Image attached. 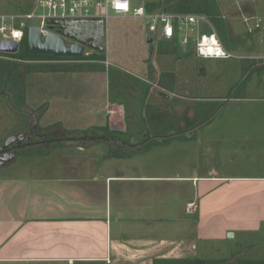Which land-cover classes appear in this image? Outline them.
<instances>
[{
	"label": "rangeland",
	"instance_id": "374dc122",
	"mask_svg": "<svg viewBox=\"0 0 264 264\" xmlns=\"http://www.w3.org/2000/svg\"><path fill=\"white\" fill-rule=\"evenodd\" d=\"M34 1L0 0V13L33 9ZM216 2L227 27L220 42L232 55L231 59L198 58L194 50L197 37L195 28L182 30L180 39L186 37L189 40L186 45L179 42L168 45L160 37L148 43L152 34L143 20L112 16L105 25V37L102 41L104 51L97 56L100 57L99 60H90L92 57L87 54L93 51L85 49L80 60L35 62L34 64L53 66L56 70L27 76L25 100L21 107L6 99L0 90V148L11 137L21 135L25 138L24 143L42 141V132L51 137L62 136L55 148L45 145L42 148L20 150L14 166H7V161L0 163L1 215L6 211L9 178L22 181L21 177L32 174L34 163L53 164L56 154L64 156L70 152V155L80 158L88 156V151L76 152L74 148L95 146L96 149L91 152H100H94L92 156L99 160L102 157L101 150L104 155L115 152V148H118L115 143L140 144L141 139L138 137L142 133L139 130L147 125L146 116L152 114L151 118L155 116L153 121L156 122L160 118L156 115L157 112H164L160 119L169 123H164L163 126L169 125V129L181 132L190 130L197 136L196 142H186L184 148L188 149L189 155L196 154L190 164L192 167L195 165V170L200 167V175L254 178V181L229 182L233 190L242 187L246 190L248 203L243 208H239V198H233L232 217L245 216L247 232H236L235 239L226 234L221 243L214 245L218 241L212 239L223 236L221 227H217L207 237L209 240L205 243L206 250L195 251L191 248L188 257L214 260L232 256L233 263L238 259L264 261V195L257 204L254 203L253 195L259 185H262L257 178L264 176V70L248 71L253 65L264 66V0ZM41 12L39 8L34 10L36 15ZM38 22L32 20L31 25L35 26ZM208 23L215 31L213 24ZM209 33V26L201 23L198 35ZM7 38V33H0V42ZM66 43L71 44L70 41ZM0 60L8 59L0 57ZM97 68L100 71H87ZM239 88L241 98L233 101L232 97ZM246 88L255 90L248 92ZM225 98L227 101L223 102ZM113 103L121 105L123 117L113 110ZM212 104L219 105L209 118L197 125L196 122L205 114L204 110ZM245 112L249 116V119H245L247 127H241V115ZM225 120L231 123L232 128L236 127L234 131L237 134L239 132V135L221 145L215 139L216 129ZM189 124L191 127L187 128ZM105 128L107 129L104 130ZM168 131L162 136L171 137L178 133ZM243 131L248 136L243 138ZM155 132L152 135L160 134ZM29 133L31 141L27 138ZM172 138L169 139L170 146L176 142ZM108 139L114 143L109 144ZM59 145L61 146L58 147ZM166 147L167 144H158L153 148L154 159L176 162L181 153L178 147L183 146L178 145L171 152ZM118 154L126 153L122 150ZM129 161L132 164L134 159ZM13 180L10 183L16 182ZM220 202L223 203L222 207L227 206L223 198ZM168 226L171 227L170 224ZM162 228L163 225H159V239H165ZM112 262L117 264L114 259ZM0 264L13 263L0 260Z\"/></svg>",
	"mask_w": 264,
	"mask_h": 264
},
{
	"label": "crops",
	"instance_id": "0c3cea01",
	"mask_svg": "<svg viewBox=\"0 0 264 264\" xmlns=\"http://www.w3.org/2000/svg\"><path fill=\"white\" fill-rule=\"evenodd\" d=\"M111 107L123 117L121 105ZM241 116L240 126L247 127L248 114ZM235 128L225 120L216 129L217 143L225 145L238 136ZM139 132L140 144L115 143V152L104 155L101 150L99 160L92 156L100 152H91L95 146L78 147L75 151H88V156L56 154L53 164L34 163L32 174L21 177L22 181L9 178L5 214L1 215L0 207V260L13 264H115L114 259L117 264H158L202 259L188 257V251L206 250L207 237L217 227L223 236L212 239L218 241L214 245L226 234L235 239L236 232H247V218L232 217L233 198L238 197L239 208H243L248 203L246 190H233L229 182L254 178L200 175V167L195 170L190 164L196 154L191 156L184 148L186 142H196L197 136L190 130L177 133L183 135L177 139L152 135L147 125ZM42 133L40 142L20 141L7 166L15 165L20 150L45 145L55 148L58 142L50 140L62 138ZM241 135L244 138L248 133ZM171 138L176 141L173 146ZM158 144H167L168 152L183 146L178 147L177 161L167 159L165 164L154 159L153 148ZM122 150L126 154L116 157ZM131 159L134 162L129 164ZM257 179L262 185L253 194L255 204L264 195V176ZM12 180L16 182L10 183ZM222 198L226 207H222ZM159 225H163L165 239L158 237Z\"/></svg>",
	"mask_w": 264,
	"mask_h": 264
},
{
	"label": "built area",
	"instance_id": "2783aa9c",
	"mask_svg": "<svg viewBox=\"0 0 264 264\" xmlns=\"http://www.w3.org/2000/svg\"><path fill=\"white\" fill-rule=\"evenodd\" d=\"M35 8H39L42 11L41 14H34ZM112 16L143 20L149 33L152 34L150 38L152 42L157 37L168 38V42L177 38L181 45H186L189 40L186 37L180 39L182 30L189 27L195 28L197 37L194 50L198 58L212 60L232 58L204 16L167 14L162 11L149 13L143 3L132 6L130 0H35L33 9L26 12L0 13V33H7L8 35V38L1 42L14 41L18 44L19 49L21 40L24 37L27 38L32 20L39 21L35 26L40 28L43 37L45 30L54 33L60 30L58 25H51V22H97L103 23L105 26ZM201 23L208 25L211 33L198 35Z\"/></svg>",
	"mask_w": 264,
	"mask_h": 264
},
{
	"label": "trees",
	"instance_id": "16d2710c",
	"mask_svg": "<svg viewBox=\"0 0 264 264\" xmlns=\"http://www.w3.org/2000/svg\"><path fill=\"white\" fill-rule=\"evenodd\" d=\"M132 6H136L140 3H143L147 12H155L162 11L167 14H195L204 16L215 29L216 34L219 39L226 34V26L223 22V18L220 15L219 7L217 5L216 0H130ZM28 10L20 11L21 13L26 12ZM178 43V39L176 38L172 42H166L168 45H176ZM222 44V43H221ZM167 46V45H166ZM0 57L7 58L8 60H0V90L5 94L6 99L10 101H14V103L21 107L25 100V92H26V79L28 75L36 74V73H47L53 72L55 67L53 66H45L41 64H34L35 62L40 61H51V60H80V58H54L52 56H33L28 52V42L27 38L24 37L19 43V49L16 54H2L0 53ZM100 57H92L90 60H99ZM247 70V69H246ZM249 70L260 71L264 70V66H251ZM87 71L96 72L100 71V68L97 69H88ZM246 74V73H245ZM239 88L232 98L237 99L241 98L238 94L240 92ZM226 99V98H225ZM219 104L208 105L204 112L205 114L199 118L196 124L198 125L200 122L204 121L206 118H209ZM148 114H151L148 113ZM161 118V115H164V112H157L156 114ZM148 117V118H147ZM152 114L146 116V124L148 130L151 132H155L156 134L162 136L168 130L170 132H176L173 128L169 129V125L163 126L165 122L160 118H157V121H153L154 118H151ZM191 124L188 125L187 128L191 127ZM163 127L164 129H161ZM105 128L104 130H106ZM166 129V130H165ZM160 131V132H159ZM164 131V132H163ZM168 131V132H169ZM181 133V131H178ZM24 138V136H21ZM175 139L183 138V135H172ZM27 138H31V133ZM62 140L61 138H53L50 141L55 143ZM58 144V143H57ZM35 146V145H33ZM30 149V148H28ZM116 157H123V155L116 154ZM233 257L230 256L228 259H220V260H204V259H188L181 261H167V262H159L158 264H264V261H242L236 260L234 263L231 261Z\"/></svg>",
	"mask_w": 264,
	"mask_h": 264
},
{
	"label": "water",
	"instance_id": "95a60500",
	"mask_svg": "<svg viewBox=\"0 0 264 264\" xmlns=\"http://www.w3.org/2000/svg\"><path fill=\"white\" fill-rule=\"evenodd\" d=\"M58 25L57 33L50 30L42 31L37 26H31L28 29L27 42L28 52L33 56H52L54 58H80L84 54L85 49L93 51L87 54L90 57H97L103 51L102 41L105 37V26L103 23L97 22H58L50 23ZM70 41L71 44H67ZM162 41L168 42V38H163ZM148 43H152L149 39ZM18 52V44L14 41H3L0 44V53L16 54ZM23 137H11L4 145L7 148L10 144L16 141H23ZM13 158L12 155L8 156ZM8 157L0 158L1 163L9 161ZM232 234L229 236L231 237Z\"/></svg>",
	"mask_w": 264,
	"mask_h": 264
},
{
	"label": "flooded vegetation",
	"instance_id": "af4514ba",
	"mask_svg": "<svg viewBox=\"0 0 264 264\" xmlns=\"http://www.w3.org/2000/svg\"><path fill=\"white\" fill-rule=\"evenodd\" d=\"M21 146L20 141H16L15 143H13V145L8 146L7 148H5L4 146L0 148V158H6L8 157L13 151V148ZM9 159V157H8ZM1 163V160H0Z\"/></svg>",
	"mask_w": 264,
	"mask_h": 264
}]
</instances>
